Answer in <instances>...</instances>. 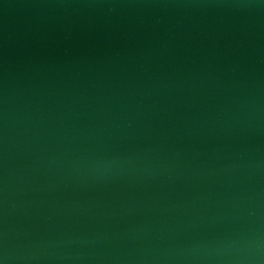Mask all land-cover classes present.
<instances>
[{
    "label": "water",
    "instance_id": "95a60500",
    "mask_svg": "<svg viewBox=\"0 0 264 264\" xmlns=\"http://www.w3.org/2000/svg\"><path fill=\"white\" fill-rule=\"evenodd\" d=\"M0 264H264V0H0Z\"/></svg>",
    "mask_w": 264,
    "mask_h": 264
}]
</instances>
